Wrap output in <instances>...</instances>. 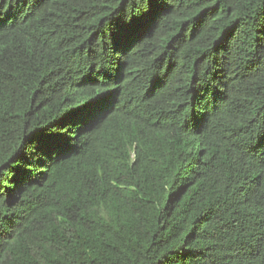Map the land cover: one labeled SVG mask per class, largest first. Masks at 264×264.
<instances>
[{"label": "trees", "instance_id": "16d2710c", "mask_svg": "<svg viewBox=\"0 0 264 264\" xmlns=\"http://www.w3.org/2000/svg\"><path fill=\"white\" fill-rule=\"evenodd\" d=\"M0 264H264V0H0Z\"/></svg>", "mask_w": 264, "mask_h": 264}]
</instances>
